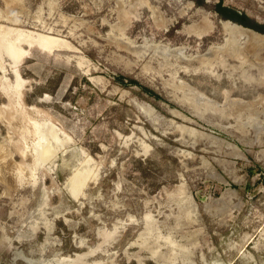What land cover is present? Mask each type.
I'll return each instance as SVG.
<instances>
[{
    "label": "rangeland",
    "instance_id": "rangeland-1",
    "mask_svg": "<svg viewBox=\"0 0 264 264\" xmlns=\"http://www.w3.org/2000/svg\"><path fill=\"white\" fill-rule=\"evenodd\" d=\"M219 2L0 0V264H264V37Z\"/></svg>",
    "mask_w": 264,
    "mask_h": 264
},
{
    "label": "trees",
    "instance_id": "trees-1",
    "mask_svg": "<svg viewBox=\"0 0 264 264\" xmlns=\"http://www.w3.org/2000/svg\"><path fill=\"white\" fill-rule=\"evenodd\" d=\"M216 12L224 19V20H229L234 22L235 24H239L242 25L244 27L247 28H251L257 32H260L262 34H264V25L262 24H258L253 22L248 16L246 15H241L239 13H237L236 11L232 10L231 8H227L224 6V0H220V2L216 5ZM118 82L122 83L123 85H137L140 86L141 89L146 92L147 94H149L150 96H154L155 98L160 99L161 97L156 94L154 91H152L151 89L144 87L142 85H140L137 81L133 80V79H127V83H125L126 78L123 76H119L118 78H116Z\"/></svg>",
    "mask_w": 264,
    "mask_h": 264
},
{
    "label": "bare ground",
    "instance_id": "bare-ground-1",
    "mask_svg": "<svg viewBox=\"0 0 264 264\" xmlns=\"http://www.w3.org/2000/svg\"><path fill=\"white\" fill-rule=\"evenodd\" d=\"M223 26L226 30H231V28H233L234 30L238 31L239 33L243 34V35H250L253 36L255 38H263L264 36L259 35L258 33L254 32L253 30L247 29L245 27H242L241 25H235L232 22H224ZM233 32V31H232ZM43 40V39H42ZM46 40V39H45ZM41 41V40H40ZM40 46V45H39ZM47 47L50 50L53 49L55 47L54 41H46L45 44L42 47ZM44 47V48H45ZM45 52V51H44ZM50 52V51H49ZM8 55L7 56H13L12 58L14 59V55L15 53H12L11 49L7 50ZM14 54V55H13ZM9 58V57H8ZM15 60V59H14Z\"/></svg>",
    "mask_w": 264,
    "mask_h": 264
},
{
    "label": "water",
    "instance_id": "water-1",
    "mask_svg": "<svg viewBox=\"0 0 264 264\" xmlns=\"http://www.w3.org/2000/svg\"><path fill=\"white\" fill-rule=\"evenodd\" d=\"M231 22V21H230ZM243 27V26H242ZM254 31V30H253ZM255 32V31H254ZM257 33V32H256Z\"/></svg>",
    "mask_w": 264,
    "mask_h": 264
}]
</instances>
